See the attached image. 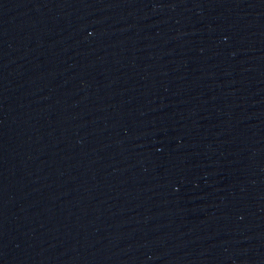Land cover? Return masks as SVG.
I'll list each match as a JSON object with an SVG mask.
<instances>
[{
	"label": "water",
	"instance_id": "water-1",
	"mask_svg": "<svg viewBox=\"0 0 264 264\" xmlns=\"http://www.w3.org/2000/svg\"><path fill=\"white\" fill-rule=\"evenodd\" d=\"M0 264H264V0H0Z\"/></svg>",
	"mask_w": 264,
	"mask_h": 264
}]
</instances>
